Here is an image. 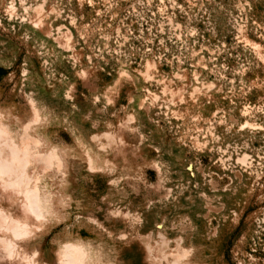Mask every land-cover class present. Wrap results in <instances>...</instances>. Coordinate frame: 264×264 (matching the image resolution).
<instances>
[{"label":"rangeland","instance_id":"rangeland-1","mask_svg":"<svg viewBox=\"0 0 264 264\" xmlns=\"http://www.w3.org/2000/svg\"><path fill=\"white\" fill-rule=\"evenodd\" d=\"M0 116L43 153L0 264H264V0H0Z\"/></svg>","mask_w":264,"mask_h":264},{"label":"bare ground","instance_id":"bare-ground-1","mask_svg":"<svg viewBox=\"0 0 264 264\" xmlns=\"http://www.w3.org/2000/svg\"><path fill=\"white\" fill-rule=\"evenodd\" d=\"M117 86H119V85H117ZM31 120H32V122H34L33 121L34 119H31ZM35 120H36V122L39 121V119L37 120V118H35ZM26 128H28V126ZM0 131H6L8 133V137L10 138V140L12 142V147L17 152H23L24 153L25 165H26L25 169L28 168V166H32V161H33L32 155H35L34 153L36 151L38 152V144H40L38 142V140H35L34 137H32L30 134H28L29 131L23 133L24 130H22V133L19 135L13 133L10 130V128L4 123L1 116H0ZM19 133H20V131H19ZM103 149H105V148H103ZM38 154H40V153H37V155H35V156H38ZM40 155L42 158L43 153H41ZM47 161H48V159H47ZM48 162H50V161H48ZM46 165H49V163ZM10 184H11V181L6 180L5 177L3 176L2 171H0V199H1V195H3V193H8L10 197H18L19 195L22 196V202H21L22 215L21 216L13 215L12 213L8 212L4 206L0 207V216L7 215L10 219L14 220L18 225L21 226L20 231L18 233H14L11 237H8V236H2L1 237L0 236V240L8 239L10 245L12 246L14 244L17 245L16 240H22V239L31 235V233L33 232V220L34 219H40L41 215L38 212V206H36V207L33 206V199H35L37 201L38 197L35 196L36 189L31 187V181L27 180V184L25 185V188L23 191L20 188H15V189L10 188L9 187ZM70 246L71 245L68 243L64 245L63 251L61 253L60 264H62V262L68 258L69 253L67 250ZM187 250H189V249H187ZM183 251H186V249ZM186 252H188V251H186ZM186 252H183V253L185 254ZM76 253L81 254L80 250L77 247H76ZM10 254L13 255L14 254L13 251H11ZM180 256H181V254H180ZM182 256H183V254H182ZM24 262H25V264H28L27 261L24 260Z\"/></svg>","mask_w":264,"mask_h":264},{"label":"clouds","instance_id":"clouds-1","mask_svg":"<svg viewBox=\"0 0 264 264\" xmlns=\"http://www.w3.org/2000/svg\"><path fill=\"white\" fill-rule=\"evenodd\" d=\"M25 156L23 152H17L12 147V142L8 137L6 131H0V171L6 180H10V188H20L22 191L27 184V174H30L31 169L28 172L25 171ZM7 197L0 199V207L6 206ZM33 206H37V201L33 199ZM18 211V209H17ZM21 226L18 225L14 220L10 219L7 215L0 216V234L11 237L14 233L20 231ZM66 239V237H62ZM2 250L8 253L11 245L8 239L0 240ZM68 258L62 262V264H98L95 254H89V258H85L82 254L76 253V246L71 245L68 248ZM9 264H15L12 257H8Z\"/></svg>","mask_w":264,"mask_h":264}]
</instances>
